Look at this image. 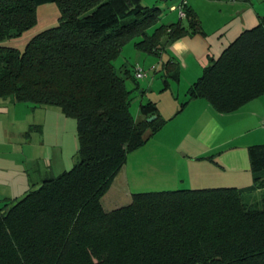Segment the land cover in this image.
Masks as SVG:
<instances>
[{
  "label": "trees",
  "instance_id": "1",
  "mask_svg": "<svg viewBox=\"0 0 264 264\" xmlns=\"http://www.w3.org/2000/svg\"><path fill=\"white\" fill-rule=\"evenodd\" d=\"M52 3L54 26L22 50L3 44ZM185 11L187 26L159 24V7L141 0H0V99L58 107L76 120L79 143L69 170L0 202V264H264V143L247 148L249 186L135 192L110 211L101 203L128 154L167 121L151 101L139 104L135 118L126 80L138 79L113 61L130 42L159 55L198 31L195 12ZM262 95L264 16L211 58L177 112L205 99L227 114Z\"/></svg>",
  "mask_w": 264,
  "mask_h": 264
},
{
  "label": "crops",
  "instance_id": "2",
  "mask_svg": "<svg viewBox=\"0 0 264 264\" xmlns=\"http://www.w3.org/2000/svg\"><path fill=\"white\" fill-rule=\"evenodd\" d=\"M180 1L141 0L145 6L159 7V24L181 22L187 26V19L178 15ZM185 2V7L195 12L199 30L166 43L159 55L137 53L133 70L136 66L143 69L155 67L153 71L176 66L178 81L183 79L189 86L202 74L211 58H216L242 30L255 26L264 16V0ZM29 32L30 29L3 44L22 50L33 36ZM141 59L147 65H141ZM138 106L133 113L136 119L140 118ZM177 110L165 117L167 121L163 127L142 147L128 154L126 163L101 199L104 210L120 207L126 199L130 201L132 191H129V185L135 188L138 185H160V189L170 188L164 185H194L188 187L196 189L213 185L246 187L252 184L247 148L264 143V95L227 114L216 112L205 99L190 100L180 112ZM8 178L0 173V190L4 191L0 193V202L17 199L24 191L21 186H16L19 183H13Z\"/></svg>",
  "mask_w": 264,
  "mask_h": 264
},
{
  "label": "rangeland",
  "instance_id": "3",
  "mask_svg": "<svg viewBox=\"0 0 264 264\" xmlns=\"http://www.w3.org/2000/svg\"><path fill=\"white\" fill-rule=\"evenodd\" d=\"M37 14V22L30 28L29 32L32 35L57 23L58 10L53 3L39 6ZM152 29H149V32ZM137 39L135 38V41ZM137 53H141V51L134 48L133 42L126 44L119 56L113 61L116 70L119 71L125 66L132 70L137 60L135 58ZM144 63V60L141 59V65ZM145 64L147 65V63ZM169 69L166 71L164 68H160L153 71L149 67H145L144 77L136 82L130 79L126 80L127 87L132 90L130 102L132 114L140 100L142 103L154 102L163 119L180 108L185 101L187 88L191 84L188 86L185 85L183 79L178 81L174 80L172 76H167L174 71L179 72L176 66L169 67ZM52 111H57V113ZM59 116L60 120H58ZM262 130L264 131V127ZM78 148L76 120L64 116L58 107L34 105L30 102H13L9 97L0 99V173L8 176L11 182L19 183L16 186H21V189H24L23 193L19 195L20 197L27 191L37 188L45 177L57 176L61 172L69 170L77 160ZM21 174L25 178L21 177ZM164 186H170V188L160 189L159 187H162L160 185H138L135 188L134 185H129L131 188L129 191L134 193L190 189L188 186L194 185ZM220 186L213 185L210 188ZM1 192L4 191L0 190ZM255 195H257V199L260 198L259 192H256ZM128 202L130 201L126 199L119 206H124ZM104 206L107 207L106 204Z\"/></svg>",
  "mask_w": 264,
  "mask_h": 264
},
{
  "label": "built area",
  "instance_id": "4",
  "mask_svg": "<svg viewBox=\"0 0 264 264\" xmlns=\"http://www.w3.org/2000/svg\"><path fill=\"white\" fill-rule=\"evenodd\" d=\"M185 5H186L185 0H181L179 6L177 7L178 15L180 18H186ZM154 68L155 67H152V69H154ZM134 75L137 79H140V78L145 76V71L142 67L136 66L134 68ZM262 126L264 127V121L262 123Z\"/></svg>",
  "mask_w": 264,
  "mask_h": 264
},
{
  "label": "water",
  "instance_id": "5",
  "mask_svg": "<svg viewBox=\"0 0 264 264\" xmlns=\"http://www.w3.org/2000/svg\"><path fill=\"white\" fill-rule=\"evenodd\" d=\"M155 118H156V116H151V117H148V118L146 119V121H147V122H150V121L154 120Z\"/></svg>",
  "mask_w": 264,
  "mask_h": 264
}]
</instances>
